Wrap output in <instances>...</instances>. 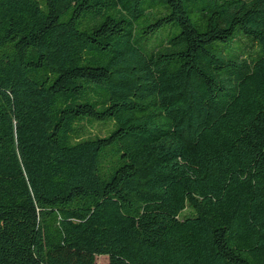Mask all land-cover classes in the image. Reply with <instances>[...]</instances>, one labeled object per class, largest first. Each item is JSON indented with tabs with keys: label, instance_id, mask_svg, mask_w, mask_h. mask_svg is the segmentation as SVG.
<instances>
[{
	"label": "trees",
	"instance_id": "16d2710c",
	"mask_svg": "<svg viewBox=\"0 0 264 264\" xmlns=\"http://www.w3.org/2000/svg\"><path fill=\"white\" fill-rule=\"evenodd\" d=\"M100 255L264 264V0H0V264Z\"/></svg>",
	"mask_w": 264,
	"mask_h": 264
},
{
	"label": "rangeland",
	"instance_id": "374dc122",
	"mask_svg": "<svg viewBox=\"0 0 264 264\" xmlns=\"http://www.w3.org/2000/svg\"><path fill=\"white\" fill-rule=\"evenodd\" d=\"M95 130H98V128ZM108 263H109V258L107 256H103V255L97 256L96 264H108Z\"/></svg>",
	"mask_w": 264,
	"mask_h": 264
}]
</instances>
